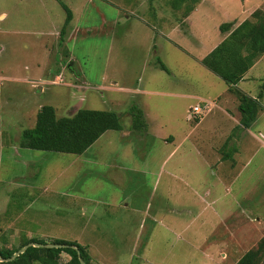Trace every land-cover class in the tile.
Here are the masks:
<instances>
[{"label":"rangeland","instance_id":"374dc122","mask_svg":"<svg viewBox=\"0 0 264 264\" xmlns=\"http://www.w3.org/2000/svg\"><path fill=\"white\" fill-rule=\"evenodd\" d=\"M173 1L0 0V249L61 239L91 264H237L264 239V110L227 142L239 100L202 62L264 0H200L187 21ZM250 78L240 89L264 106V57ZM204 101L218 107L191 113ZM45 105L116 112L124 130L82 155L21 148Z\"/></svg>","mask_w":264,"mask_h":264},{"label":"trees","instance_id":"16d2710c","mask_svg":"<svg viewBox=\"0 0 264 264\" xmlns=\"http://www.w3.org/2000/svg\"><path fill=\"white\" fill-rule=\"evenodd\" d=\"M199 1L191 0L190 4L189 0H174L173 5L182 9L185 4L184 14L187 18L196 10ZM63 5L68 12V17L62 35L73 21L72 11L65 4ZM220 30L230 34L203 59V64L229 86L230 92L237 95L241 113L240 124L243 128L250 129L264 109L259 99L239 90L237 85L264 55V11L257 10L252 18L236 28L234 23H225ZM159 63L164 70H167L161 61ZM128 113L133 119L132 130L141 132L147 128L148 123L143 108L137 105L131 106ZM111 130H124L121 116L116 112L81 109L72 117L60 118L53 106L45 105L38 113L35 127L23 132L20 147L44 152L82 155ZM225 157L232 158V154H227ZM32 243L48 244L36 239L26 240L19 248L0 249V260H9L5 264H82V258L84 264H91V256L84 246L74 241L61 239L53 241L54 245H61L60 248L31 246L16 259L10 260L17 252ZM75 247L80 250V256ZM63 253L70 256L69 262L62 263ZM263 256L264 239L256 248L248 251L237 264H259Z\"/></svg>","mask_w":264,"mask_h":264},{"label":"crops","instance_id":"0c3cea01","mask_svg":"<svg viewBox=\"0 0 264 264\" xmlns=\"http://www.w3.org/2000/svg\"><path fill=\"white\" fill-rule=\"evenodd\" d=\"M201 3V2H200ZM200 3L196 6V10L189 16V17H187V18H183L182 19V21H187L197 10H198V7L200 6ZM185 5V4H184ZM183 5V6H184ZM264 5V4H263ZM180 8V7H179ZM260 9V8H259ZM181 10V9H180ZM257 10H256V8H254V10L251 12V14L249 15V16H252L255 12H256ZM244 22V21H243ZM242 22V23H243ZM241 23V24H242ZM239 26V25H238ZM238 26H235V28L236 27H238ZM191 34V33H190ZM189 34V35H190ZM226 34H227V36L224 38V37H222V41L221 42H219V44L216 46V47H218L228 36H229V32L227 33L226 32ZM215 47V48H216ZM214 48V49H215ZM213 49V50H214ZM264 57V55L260 58V60L262 59ZM260 60L253 66V68L246 74V76H245V78L237 85V88L239 89V90H241L240 89V84H242V83H244L245 81L247 82H249L250 81V76L252 75V72L258 67V64H259V62H260ZM202 62H203V60H202ZM212 72V71H211ZM213 73V72H212ZM228 91H229V88H228ZM241 91H243V90H241ZM244 93H246L247 95H249L247 92H245V91H243ZM229 93V92H228ZM230 94V93H229ZM249 96H251V97H253V98H257V99H259V101H260V98H261V96H257V97H254V96H252V95H249ZM260 103H261V101H260ZM206 105H208V108H205V106ZM231 105H232V102H231V99H229V101L227 102V106L228 107H230V108H232L231 107ZM262 105V104H261ZM198 106H201L202 108H204V113H211V111L214 109H216L217 107H218V102H216V101H204V105L202 106V105H198ZM263 107V109H264V106H262ZM236 114H235V116H231V115H229L228 114V111H226V115L228 114V116H230V117H232L231 118V121L233 122V126H232V129L230 130V133H231V135L228 137V140H227V142L228 141H233L234 139H233V131L235 130V128H237V127H239V126H241V124H240V119H241V113H240V111H239V104H238V106H237V108H236ZM200 124H198L197 126H199ZM246 130H248V129H246ZM227 142H226V145L225 146H227L228 147V144H227ZM225 149H227V148H225ZM231 151V150H230ZM236 151V150H235ZM232 154V152H230V155ZM237 154V156H238V152L236 153Z\"/></svg>","mask_w":264,"mask_h":264},{"label":"water","instance_id":"95a60500","mask_svg":"<svg viewBox=\"0 0 264 264\" xmlns=\"http://www.w3.org/2000/svg\"><path fill=\"white\" fill-rule=\"evenodd\" d=\"M31 246L38 247V248H44V247L45 248H60V247H62L61 245H54V244H47V245H45V244H40V243H32V244H29V245L25 246L21 251L17 252L14 255V257L11 258L10 260L16 259L19 255L25 253ZM75 249L78 250V253H79V256H80V250L78 248H76V247H75ZM0 261L1 262H8L9 260H3V259H1ZM81 262H82V264H84V261L82 260V258H81Z\"/></svg>","mask_w":264,"mask_h":264},{"label":"built area","instance_id":"2783aa9c","mask_svg":"<svg viewBox=\"0 0 264 264\" xmlns=\"http://www.w3.org/2000/svg\"><path fill=\"white\" fill-rule=\"evenodd\" d=\"M205 108H208V105L205 106ZM191 113H194L197 117L204 114V108L201 106H196L193 108V111Z\"/></svg>","mask_w":264,"mask_h":264}]
</instances>
